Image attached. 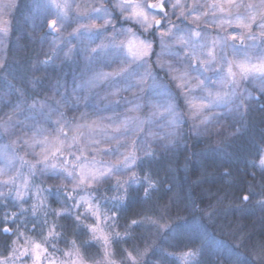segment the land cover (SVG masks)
Returning <instances> with one entry per match:
<instances>
[{"label": "rangeland", "instance_id": "1", "mask_svg": "<svg viewBox=\"0 0 264 264\" xmlns=\"http://www.w3.org/2000/svg\"><path fill=\"white\" fill-rule=\"evenodd\" d=\"M10 2L11 0H0V7ZM14 2L15 7L10 9L5 8L2 13L3 18L10 22V32L6 37L0 35V60L5 62L10 40H12L11 44L12 46L14 45L13 48L15 49V53L19 57L26 53L32 57V61L28 65L29 75H31V78L28 80V89L31 91L32 96L21 91L19 93L20 99H16L14 90L3 89L0 91V125L7 119L8 115L13 114L17 104H20L22 108V111L17 112L13 117V123L16 125L14 128H10L9 131L5 133L4 129L0 127V150H5L7 146V150L10 153L14 151L18 157H23L25 160L29 161L30 164L34 163L36 159L33 149L23 146L22 143L18 141V138L22 140L31 136V125L33 120L26 119V117L34 116L35 120L40 121L41 124L51 132L54 127L51 121L57 119V113L54 111L57 108L59 111L64 112L69 120H79L82 114H86L88 119L100 120L105 125L111 124L113 120H122L125 116H138L141 120L146 121V123L140 125L141 131L133 133V138H138L137 155L140 159L146 156L145 151L151 152V156H163L170 150L178 151L182 147H184V149L188 148V143L190 142H193V144L196 142H203L204 146L222 145L225 140L240 133V125H242L240 121L243 116L245 114L253 116L257 104L261 102L260 100L264 99V91H261V84L258 81H248L239 89L244 92L245 97H248L244 100L246 110L245 107H241L239 111L235 109V105L239 103V98H237L231 105L213 108L209 111V120L206 124L200 123L199 119L194 121L190 116L189 105L186 101L194 97L199 98L205 96L206 92L199 88H196L193 92H188L187 87L182 91L177 87L179 81L173 80L171 77L187 71L189 73L188 78L191 80L192 77L202 73L201 79L206 78L205 84L207 88L215 90L218 87L215 81L219 79L220 73L212 70L205 72L200 68L198 63L190 61L185 55V48L176 41L175 37L166 38L167 47L162 50L158 32L153 29L150 33H140L137 25L123 20L119 10L113 7L116 0H103V5L112 13L115 30L119 32L122 29L131 27L134 31H137L139 35H142L143 38L150 39L153 42L152 54L150 57H147L149 63L146 65L147 70L151 72V76L147 77V82L140 86L143 88V91H138L136 88L126 91L125 89L128 87V84L130 82L134 83L135 81H129L125 76H117L99 83L95 87H90L88 81L92 80L97 73H111L118 70L120 67L121 58L115 55L113 50L109 49L106 52L98 51L96 53L91 51L93 48H98L102 41L107 43L112 29L109 28L108 32L104 33L99 38L93 39L91 42L87 35L80 38L70 35L72 29L76 27V24L71 21L69 24H66L61 33H55L47 27L48 20L55 18V10L49 7V0H14ZM73 2L81 4L82 8L90 4L99 7L101 6L102 0H73ZM172 2H174V0H172ZM184 2L189 5L195 2L197 6H199L210 3L211 0H184ZM246 2H248V0H246ZM253 2H258V0H253ZM167 3L168 0L166 4ZM90 10L89 8V11ZM167 10L171 17L172 24L175 25L173 28L174 33L178 30L181 33H186L190 29L198 28L202 36H206L210 42L217 36L239 31V29L234 27L225 26L222 29L215 26L212 23L214 17L211 12H209L207 17H201V20L197 24L191 23L188 20H182V18L178 19V12L177 15H172L173 10L170 7H168ZM199 10L205 11L206 9L200 7ZM241 11H243V9H241ZM72 15H75V13L73 12ZM205 20L208 22L207 24L204 23ZM100 23H102V21L97 22L98 25ZM11 26L13 29H11ZM166 27L167 22L162 21L161 30H164ZM12 35H14L13 39L10 38ZM57 36H62L63 38V42L57 41L58 47L53 43L54 38ZM229 42L232 43V41ZM235 43L239 42L236 41ZM245 43H252V41H245ZM256 43H261V41L258 40ZM170 52L179 53V56L171 55ZM65 53H67V55ZM228 54L231 56L230 49L228 50ZM44 61H47V63H43ZM193 64H195L196 68H200L199 73L190 67V65ZM161 65L163 67H161ZM140 71L143 72L144 69ZM154 83L155 85L166 88L167 95H159L158 91L153 88ZM195 83L196 81L192 80V86H194ZM113 93L116 94L113 95ZM249 93L251 94L250 97ZM33 101L36 102L37 107H39L41 103L45 104L43 111L45 114L51 113L50 121L45 122L43 115L38 111L33 112V110L29 109V105L32 104ZM117 101H119V103H117ZM129 101H131L132 104H129ZM169 104L175 109L171 114L166 111V107ZM134 105H140L139 110L129 112L128 109ZM229 107L233 108L231 112L228 110ZM108 118H111V120ZM172 121L177 122L175 127L171 126L170 122ZM97 138L101 140L98 146L100 149H115L117 147L115 142H108L102 136H98ZM14 141L17 142L13 143ZM123 142L125 141H122V143ZM261 150L264 149L262 147L258 148L257 152H260L257 156L254 154L250 155L249 158L242 160V165L238 166L241 167L240 171L241 174H243L242 176L247 179L246 185L238 189L239 191L237 193L239 197H231L228 201L224 198L223 201H221V199H208L206 208L204 205L200 210L201 213L203 212V214H206L205 220L208 224H203V222L200 223L198 221H191L188 223L187 234H185L187 235L186 238H191L190 235H188V232H191L193 238L203 240V242L210 244V253L213 257L207 264H241V261L249 259V257H252V264H264V261L258 258L261 246H264V239L258 240L254 244V248H249L248 255L241 252L244 241L247 240L245 233H243L245 225H257L261 230H264L262 227L264 225V205L260 203L261 200H264V183L259 180L260 178L258 177V175L264 176V170L258 166ZM39 151L40 149L37 147L35 152ZM120 151H124V149L121 148ZM207 151L204 150V153ZM88 154L90 157L91 155H95L97 160H103L109 164L115 163L118 156V154L113 153H93L91 151ZM193 155L195 156H193L192 162L197 164L200 159L199 155L201 154H199L198 151L194 154L193 150ZM220 156L221 154L214 153L213 157L209 158V160L222 164V162L225 161L221 160ZM69 159H71V157H69ZM3 166L4 162L0 160V167ZM37 167L39 168L40 166ZM156 167L159 169L161 164L159 165L158 163ZM17 169L23 172L29 180L27 191L31 188L32 194L36 196V192L39 191V188L37 186L32 188L31 182L33 176H28V167L25 166L21 168L20 161L17 160L14 169L9 175H15ZM131 170L132 169L126 171L117 178L109 180L107 183L113 182L114 185L116 179H120L121 182L128 181ZM37 172L41 174V177L36 174L34 176H39V178L49 186L60 185L63 187V185L67 183L66 181L50 179L47 174H43L40 171H36V173ZM225 173H230V171ZM199 174L201 173L199 172ZM202 176H204V174ZM7 178V175L0 177V179ZM240 179L242 180L241 177ZM107 183H102L95 187H100ZM17 185L21 186L20 190L25 197L27 191H24L22 181L19 178L17 179ZM11 187V185L7 187L0 185V192L6 194V191L10 190ZM68 189H71L70 184H68ZM12 192L14 198L15 192ZM201 192L204 193L203 190H201ZM208 194L209 195L206 196L216 198L217 192L212 195L210 191H208ZM244 195H249L248 201L243 200ZM88 198V195H85V199ZM232 203H236V206ZM153 220L156 221L155 218ZM153 220L150 217V221ZM245 221H247V223ZM10 222H12L11 217L9 219V223ZM91 223H93V220ZM168 223L173 227L174 220H170ZM165 224L166 222L163 223L162 220L159 219V224L156 223L157 227L153 234H150L148 229L145 230L148 235L150 234L153 236L152 240L149 241L145 239L143 247L127 250V252H133L135 254L137 249L144 250L148 248L149 254L154 244L159 242L158 237L161 235L162 230L168 227V225ZM242 224L244 225L242 226ZM144 225L146 228V223H144ZM209 229L213 230V235H211L212 233L210 234ZM25 234L28 235L27 233ZM89 235L91 238L90 233ZM262 236H264V233ZM31 237L36 240L42 239L39 235ZM165 240L167 241L163 242L168 243L172 241L171 238H166ZM94 242L96 243V250L92 258H90L92 261H89V258L84 256L85 264H97V261H100L103 256L101 244L97 241ZM202 244L207 245L205 243ZM160 245L159 247L163 248L162 245ZM248 246H251V244ZM181 248L184 251H182L181 255L177 254L174 256L175 264H193L195 256H184V253L191 249L186 248L185 250L184 247ZM51 249H53L52 245L48 247L49 253H53L55 258L59 261L66 259L63 253L72 250L73 245L63 250L64 252L58 247L54 248L56 249L54 252H51ZM111 250L113 251V249ZM199 256H202L200 259L201 262L206 264L203 258H207L208 252L205 250ZM113 259L115 264H119L120 262L130 264L126 257V251L124 255H117L114 252Z\"/></svg>", "mask_w": 264, "mask_h": 264}, {"label": "snow or ice", "instance_id": "2", "mask_svg": "<svg viewBox=\"0 0 264 264\" xmlns=\"http://www.w3.org/2000/svg\"><path fill=\"white\" fill-rule=\"evenodd\" d=\"M13 7H15L14 0L0 7V35L5 37L10 32V22L3 18L2 13L5 8ZM49 7L55 10V18L48 20L47 27L55 33H61L66 24L71 21L76 24V27L72 29L70 35L77 38L87 35L91 42L108 32L109 28L112 29L107 43L102 41L98 48H93L91 51L96 53L113 50L114 54L121 58L120 67L111 73H97L92 80L88 81L90 87H95L99 83L117 76H125L129 81H135L128 84L126 91L133 88L143 91L140 86L147 82V77L151 76L146 65L149 63L147 57L152 54V40L143 38L131 27L117 32L115 24H113L112 13L103 5V0L99 7L90 4L83 8L81 4L74 3L73 0H49ZM113 7L119 10L123 20L137 25L140 33H150L155 29L159 34L162 50L167 47L166 38L175 37L176 41L185 48V55L190 61L198 63L205 72L212 70L220 73L219 79L215 81L218 84L215 90L207 88L206 78L201 79L202 73L192 77L191 80L188 78L187 71L171 77L173 80L179 81L177 87L182 91L187 87L188 92H193L196 88L206 92L205 96L194 97L186 101L189 105L190 116L194 121L199 119L200 123L206 124L209 120V111L213 108L231 105L237 98H239V103L235 105V109L239 111L241 107H245L246 110L244 100L248 97H245L244 92L239 89L248 81H258L261 84V91H264V0H258V2H253V0H248V2L246 0H211L210 3L199 6L195 2L190 5L186 4L184 0H174V2L168 0L167 4L166 0H116ZM168 7L173 10L172 15H177L178 12V19L182 18V20L197 24L201 17H207L211 12L214 17L212 23L215 26L222 29L225 26L234 27L239 31L217 36L210 42L206 36H202L198 28L190 29L186 33H181L179 30L174 33L175 25L172 24L169 12L166 10ZM200 7L206 10L200 11ZM73 12L75 15H72ZM99 21L102 23L98 25ZM162 21L167 22V27L164 30H161ZM204 23L208 22L205 20ZM258 40L261 43H256ZM57 41L63 42L62 36L54 38L53 43L58 47ZM236 41L239 43H235ZM245 41H252V43H245ZM229 49L231 56L228 54ZM65 54L67 55V53ZM170 54L179 56V53L170 52ZM43 63H47V61ZM4 67V61L0 60V69ZM161 67L163 66L161 65ZM190 67L198 73L200 72V68H196L195 64ZM141 69L144 71L141 72ZM192 80L196 81L194 86H192ZM153 88L158 91L159 95H167L166 88L155 85V83ZM115 94L113 93V95ZM250 95L249 93V97ZM128 103L132 104L131 101ZM44 108V103L37 107L35 101L29 105V109L33 112L38 111L44 116L45 122H48L51 120V113L45 114ZM139 108L140 105H134L128 111L135 112ZM228 110L231 112L233 108L229 107ZM19 111H22V108L20 104H17L13 114L8 115L0 125L5 133L16 126L13 123V117ZM54 111L57 113V119L51 121L54 125L51 132L40 121L35 120L34 116L26 117V119L33 120L31 136L22 140L18 138V141L23 146L33 149L36 157L34 163L30 164L23 157H18L14 151L10 153L7 146L5 150H0V160L4 162V166L0 167V177L8 176L7 179H0V185L5 187L11 185L10 193L15 192L14 199L23 201L24 196L20 190L21 186L17 185V179H21L23 189L27 191L28 178L18 169L15 175H9L17 160L20 161L21 168L28 167V176H34L36 171H40L47 174L50 179L66 181L63 190L67 199L72 201L71 208L78 210L82 206L84 207L83 213L77 211L75 214V221L78 224H83L91 234V239L101 244L103 256L100 261H97V264H115L114 252L111 250L112 245L115 241L122 239L119 232L113 231L116 226L115 216L119 204L106 210L93 198L92 193L89 192V198L85 199L80 195V192L107 183L134 168L139 157L137 155L138 138H133V133L141 131L140 125L146 121L141 120L138 116H125L122 120H113L111 124L105 125L100 120L88 119L86 114H82L79 120H69L58 108ZM166 111L171 114L175 109L169 104ZM108 119L111 120V118ZM176 123V121L170 122L172 127H175ZM98 136H102L108 142H115L117 147L115 149H100L98 146L101 140L97 138ZM122 141L125 142L122 143ZM37 147L40 149L39 152H35ZM121 148L124 151H120ZM90 151L118 154L117 160L115 163L109 164L103 160H97L95 155L90 157L88 154ZM145 155H151V152L145 151ZM258 166L264 170V150H261L259 155ZM129 182H121L120 179H116L112 186L113 190L118 193L121 190L123 192L120 195L112 196L113 201L122 202L126 198V185ZM131 182H135L134 173ZM68 184L71 185V190L68 189ZM46 191H52V189L49 188ZM57 191L59 192L60 189L58 188ZM73 193L76 195L74 196ZM147 195L146 190L145 196ZM4 196V192H0V197ZM77 196L79 199L76 198ZM243 200L248 201L249 195H244ZM260 203L264 205V200H261ZM38 208H43L42 201L32 205L30 209L32 215H36ZM28 211L29 209L20 206V214ZM43 214L45 217L48 215L47 211H44ZM54 214L56 217H60L72 213L68 210L54 211ZM10 217L14 222L17 219V213H5L3 217L4 226L0 228V232L13 238L7 245L6 254H0V264H85L79 247L75 246V241H72L73 249L63 253L66 259L58 261L53 253H49L47 245L51 243L55 248L56 240L60 235L55 223L47 228L46 235L42 233L41 240H36L26 235L24 231H20L19 225L13 229L9 225ZM88 217L92 218L93 223H84ZM151 222L157 223L155 220ZM137 223L138 221L135 219L131 221V225ZM44 224H48L47 219L44 220ZM33 228L35 229V225ZM148 251V248L137 249L135 254L126 251L127 260L130 264H140L141 259L147 256ZM196 255L197 253L192 250L184 253L185 257ZM258 258L264 261V246H261Z\"/></svg>", "mask_w": 264, "mask_h": 264}, {"label": "trees", "instance_id": "3", "mask_svg": "<svg viewBox=\"0 0 264 264\" xmlns=\"http://www.w3.org/2000/svg\"><path fill=\"white\" fill-rule=\"evenodd\" d=\"M11 29H13L12 26ZM13 36L10 38L13 39ZM11 43L12 40H10V45L7 48L5 67L0 69V89L2 88L0 91L3 89L14 90L16 99H20L19 93L21 91L32 96L28 89V80L31 78L28 65L32 61V57L28 53L19 57ZM260 101L254 109L253 116L247 114L243 116L240 121L242 124L240 125V133L231 136L222 145L204 146L203 142L194 144L190 142L188 148L185 149L182 147L178 151L170 150L163 156L146 155L138 159L131 170L128 179L130 182L126 185V198L122 202L111 199L112 196L120 195L123 192V190L119 193L114 191L113 182L88 189L86 192H80V195L84 197L89 192L92 193L93 198L106 210L112 209L115 204H119L116 209V226L113 231L119 232L122 239L115 241L112 245V249L117 255H124L127 250L143 247L145 239L152 240L153 236L150 234H153L157 225L150 221L151 217L152 220L155 218L158 224L159 219H161L163 223L166 222L165 225L168 227L162 230L158 237L159 242L154 244L149 254L141 259L140 264H175L174 256L181 255L184 251L181 247H184L185 250L186 248L193 249L197 253L193 264H204L200 260L202 256L199 255L205 250L208 252L207 258H203L205 263L207 264L212 259L210 244L193 238L191 232H188L191 238H186L188 223L198 221L208 224L205 220L206 214L200 211L204 205L206 208L208 199H221L223 201L224 198L228 201L231 197H239L238 189L244 186L242 182H247V179L242 176L241 167L238 166L242 165V160L249 158L250 155L257 156L260 152H257L258 148L264 149V99ZM193 150L194 154L197 151L201 154L197 164L192 162V158L195 156ZM204 150L208 151L204 153ZM214 153L221 154L220 159L225 162L222 164L211 162L209 158L213 157ZM158 163L161 164L159 169L156 167ZM229 171L230 173H225ZM133 173L135 182H131ZM35 174L41 177L39 172ZM203 174L204 176H202ZM258 177L264 183V176L258 175ZM31 183L32 188L34 186L39 188L36 196L32 194L30 188L23 201L15 200L14 194L13 192L10 193V190H7L5 196L0 198V228L4 226L2 220L5 213L11 214L13 212L17 213V219L10 222L9 225L13 229L19 225L20 230L25 231L29 236L39 235L42 237V233L46 235L47 228L55 223L57 232L60 234L56 240V247L63 251L71 247L72 241H75L81 255L92 261L90 258L96 250V243L90 238L84 225L78 224L74 219L77 211L84 212V207L82 206L78 210L71 208L72 201L67 199L63 187L60 185L49 186L39 176H33ZM49 188L52 191H46ZM58 188L60 189L59 192L57 191ZM146 190L147 196H145ZM208 191L212 195L217 192L216 198L206 196L209 195ZM73 195L76 194L73 193ZM76 198L79 199V196ZM41 201L43 208H38L36 215H32L30 211L32 205L34 203L39 204ZM21 205L29 211L20 214L19 207ZM68 210L71 211V215L65 214L56 217L54 214V211ZM44 211H47V217L44 216ZM45 219L48 221L47 225L44 224ZM133 219L138 221L136 225H131ZM170 220H174L173 227L168 223ZM91 222V217L84 221L85 224ZM144 223H146V228ZM33 225H35V229ZM146 229L150 231V236L145 231ZM209 231L213 235V230L209 229ZM12 238L0 232V254H6L7 245ZM166 238H171L172 241L163 242L167 241ZM160 244L163 248L159 247ZM50 245L51 243L47 247ZM55 250L53 248L50 251L54 252ZM119 264L124 263L120 262Z\"/></svg>", "mask_w": 264, "mask_h": 264}, {"label": "flooded vegetation", "instance_id": "4", "mask_svg": "<svg viewBox=\"0 0 264 264\" xmlns=\"http://www.w3.org/2000/svg\"><path fill=\"white\" fill-rule=\"evenodd\" d=\"M167 2V0H166ZM167 10V9H166ZM168 11V10H167ZM247 182H243L244 185H246ZM247 223V221H245ZM256 222V221H255ZM232 224V223H231ZM264 224V222H263ZM244 224H242L243 226ZM264 228V225L262 226ZM262 231V232H261ZM246 237H247V240L244 241V244L241 248V252L245 255H248V249L249 248H254V244L260 240V239H264V236L263 233H264V230H261L259 226L257 225H251V224H247L244 226V232ZM246 242V243H245ZM249 244H251V246H248ZM252 257H249V259H246V260H243L241 261V264H252Z\"/></svg>", "mask_w": 264, "mask_h": 264}, {"label": "water", "instance_id": "5", "mask_svg": "<svg viewBox=\"0 0 264 264\" xmlns=\"http://www.w3.org/2000/svg\"><path fill=\"white\" fill-rule=\"evenodd\" d=\"M4 234V233H3ZM4 235H7V234H4Z\"/></svg>", "mask_w": 264, "mask_h": 264}]
</instances>
